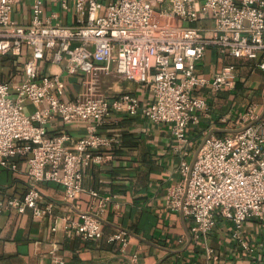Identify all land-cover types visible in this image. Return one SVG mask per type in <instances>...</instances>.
I'll use <instances>...</instances> for the list:
<instances>
[{"label": "built area", "instance_id": "2783aa9c", "mask_svg": "<svg viewBox=\"0 0 264 264\" xmlns=\"http://www.w3.org/2000/svg\"><path fill=\"white\" fill-rule=\"evenodd\" d=\"M19 0H0V56L22 55L23 79L10 83L0 76V167L14 169L12 159L25 158L30 181L22 197L0 196L5 210L34 217L51 212L38 206V183L54 182L64 188L66 200L75 202L86 188L83 168L111 159L113 137L100 135L98 126L111 111L138 114L154 124L169 125L174 138L187 142V130L207 115L209 105L201 90L220 91L235 85V66L226 64L211 77L196 71L211 47L221 55L255 60L264 72V0H73L74 23H51L42 18V0H31L27 24L14 21ZM63 7L67 0H61ZM102 10V11H101ZM209 24H196L202 19ZM185 22L181 25L179 22ZM61 67L66 77L79 79L80 91L65 97L63 75L42 73L41 63ZM116 74L147 89L151 101L133 94L108 97L101 89L102 74ZM27 108H33L27 110ZM85 122L87 134L74 139L66 133L48 135L47 122ZM188 152L179 162V180L166 193V207L191 220L187 235L193 245L206 246L208 259H216L207 245L217 217L232 223V237L244 252L251 250L245 223L256 218L264 236V106L247 105L236 128L223 136L206 132L192 160ZM89 193L100 198L97 192ZM68 228L84 239L102 237L97 212H78ZM56 230L55 225L51 227ZM127 243L126 231L108 236ZM49 255L62 264L51 243ZM264 263V248L259 256ZM131 264H145L135 257ZM203 264H208L207 262Z\"/></svg>", "mask_w": 264, "mask_h": 264}, {"label": "crops", "instance_id": "0c3cea01", "mask_svg": "<svg viewBox=\"0 0 264 264\" xmlns=\"http://www.w3.org/2000/svg\"><path fill=\"white\" fill-rule=\"evenodd\" d=\"M107 4L114 0H96ZM31 0H19L13 10L15 22L27 24L31 17ZM42 18L51 23L72 24L75 18L73 0L65 7L61 0H42ZM102 11V10H101ZM181 25L185 22H179ZM209 22L200 19L196 24ZM29 48L22 55L0 56L1 79L18 83L23 79V62L29 56ZM255 60L221 55L214 48H207L197 63L198 74L211 77L226 64L235 66V85L220 91L201 90L208 102L209 112L187 130V142H178L167 124H154L138 114L111 111L98 126V133L113 137L115 141L104 152L111 159L83 168L82 182L86 188L75 201L66 200L64 188L54 182L38 183V206L51 205V212L34 217L30 209L23 213L5 210L0 216V264H57L49 255L51 243L57 248L62 264H131L135 257L145 264H264L259 256L264 248V236L259 222L252 218L245 223L244 234L251 250L244 252L240 243L232 237V223L217 217L208 234L207 245L216 259H208L206 246L193 245L187 235L191 220L169 210L165 205L168 188L179 180V162L188 152L192 160L206 132L223 136L232 132L250 103L257 110L264 106V72L256 67ZM42 73H60L61 67L50 62L41 63ZM65 97L74 98L80 91L79 79L66 77ZM101 89L109 97L121 93L136 95L141 102L151 101L147 89L116 74L100 76ZM33 108H27L32 110ZM47 134L66 133L77 139L87 134L86 124L80 120L63 122L58 116L46 124ZM14 169L0 167V196L22 197L29 186L25 158L12 159ZM93 190L100 198L89 193ZM92 210L102 221V237L84 239L68 228L76 221L78 212ZM55 225L56 230L51 227ZM126 231L125 246L109 241L108 236Z\"/></svg>", "mask_w": 264, "mask_h": 264}]
</instances>
